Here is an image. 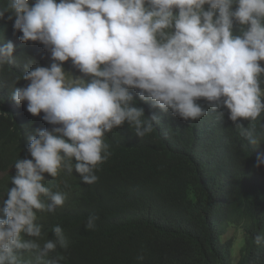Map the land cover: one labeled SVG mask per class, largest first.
<instances>
[{"label":"clouds","instance_id":"clouds-1","mask_svg":"<svg viewBox=\"0 0 264 264\" xmlns=\"http://www.w3.org/2000/svg\"><path fill=\"white\" fill-rule=\"evenodd\" d=\"M5 13L20 42L42 45L50 63L28 56L26 83L17 87V77L11 94L41 125L7 173L0 264H62L67 218L112 200L94 191L109 136L127 124L144 137L166 116L185 123L175 131L188 137L182 157L203 153L218 175L214 217L229 264H240L247 246L264 255V216L241 217L264 186V0H7L0 19ZM14 51L11 41L0 46V70L15 63ZM194 170L203 177L195 158ZM197 199L192 192L182 208L197 214ZM163 219L154 224L174 232V251L182 249L195 222ZM98 220L90 214L85 228Z\"/></svg>","mask_w":264,"mask_h":264},{"label":"trees","instance_id":"trees-1","mask_svg":"<svg viewBox=\"0 0 264 264\" xmlns=\"http://www.w3.org/2000/svg\"><path fill=\"white\" fill-rule=\"evenodd\" d=\"M6 5L7 0H0V8ZM7 15L0 19V46L11 41L16 61L0 70V174H5L0 182V201L12 186L11 175L7 174L10 167L28 155V135L41 125L26 111V102L17 105L12 100L16 79L21 78L17 87L26 83L22 76L28 56L42 66L50 63L42 45L20 42V33H14ZM184 124L166 116L144 137L136 138L134 128L127 124L109 136L106 143L111 155L96 167L101 180L94 191L112 200L85 218H67L68 225L63 230L70 249L60 260L62 264H229L230 247L219 240L222 227L214 217L213 200L220 188L216 183L218 175L205 154L193 150L190 157H182L188 137L175 131ZM194 158L200 163L203 177L194 170ZM68 178L65 173L63 179ZM76 183L80 184L79 180ZM192 192L198 194L197 214L181 206ZM246 204L250 207L241 217L260 220L264 216V186L256 187ZM90 214L99 217L93 230L85 228ZM162 216L195 222L186 230L182 249L174 251L181 242L174 232L154 224L155 217ZM157 247L172 253L171 257H157ZM140 255L144 257L142 262L137 260ZM145 255L149 256L147 262ZM240 264H264V255L255 256L247 246Z\"/></svg>","mask_w":264,"mask_h":264},{"label":"rangeland","instance_id":"rangeland-1","mask_svg":"<svg viewBox=\"0 0 264 264\" xmlns=\"http://www.w3.org/2000/svg\"><path fill=\"white\" fill-rule=\"evenodd\" d=\"M4 177L5 176L3 174H0V182L3 181ZM235 239H236V243L239 244L240 239H239V236L238 235L235 236ZM239 250H240V246H237V249H236V252H235V255H234V261L235 262L237 261V259L239 257Z\"/></svg>","mask_w":264,"mask_h":264},{"label":"bare ground","instance_id":"bare-ground-1","mask_svg":"<svg viewBox=\"0 0 264 264\" xmlns=\"http://www.w3.org/2000/svg\"><path fill=\"white\" fill-rule=\"evenodd\" d=\"M85 230H86V229H85ZM86 236H87V235H86ZM88 236H89V235H88ZM90 237H91V236H90ZM87 239H88V238H87ZM89 239H91V238H89ZM88 241H89V240H88ZM92 241H93V240H92ZM92 241H91V242H92ZM78 244H79V243H78ZM92 245H93V244H92ZM80 249H81V248H80Z\"/></svg>","mask_w":264,"mask_h":264}]
</instances>
